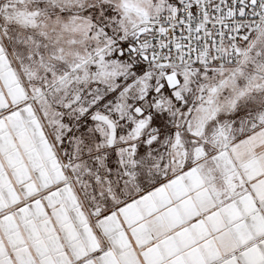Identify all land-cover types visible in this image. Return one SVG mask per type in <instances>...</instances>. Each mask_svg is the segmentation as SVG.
<instances>
[{"label":"snow or ice","instance_id":"1","mask_svg":"<svg viewBox=\"0 0 264 264\" xmlns=\"http://www.w3.org/2000/svg\"><path fill=\"white\" fill-rule=\"evenodd\" d=\"M0 264H264V0H0Z\"/></svg>","mask_w":264,"mask_h":264}]
</instances>
